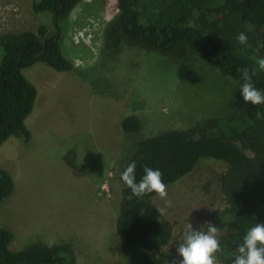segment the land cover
<instances>
[{
	"label": "rangeland",
	"instance_id": "374dc122",
	"mask_svg": "<svg viewBox=\"0 0 264 264\" xmlns=\"http://www.w3.org/2000/svg\"><path fill=\"white\" fill-rule=\"evenodd\" d=\"M31 0H0V33L53 26ZM116 0H80L59 21L63 54L73 65L55 71L42 62L22 72L37 87L30 138L0 144V168L13 179L0 201V226L19 250L42 241H67L76 264H131L115 230L121 199L119 173L138 142L214 117L252 112L260 91L239 84L183 47L150 50L131 44L117 28ZM140 120L126 133L120 119ZM226 163L202 158L192 171L152 197L172 224L163 250L187 254L192 264H220L219 234L209 214L225 205L219 177Z\"/></svg>",
	"mask_w": 264,
	"mask_h": 264
},
{
	"label": "trees",
	"instance_id": "16d2710c",
	"mask_svg": "<svg viewBox=\"0 0 264 264\" xmlns=\"http://www.w3.org/2000/svg\"><path fill=\"white\" fill-rule=\"evenodd\" d=\"M80 0H31L37 13H49L52 28L39 20L36 31L0 33V144L10 136L30 138L37 87L23 74L42 62L55 71L73 63L62 51L59 21ZM117 28L128 41L150 50L183 47L210 61L239 84L258 89L252 112L212 117L141 139L119 173L122 184L115 230L131 264H192L189 255L163 250L172 224L152 197L194 169L202 158L226 163L219 177L225 205L209 214L219 234L220 264H264V0H116ZM134 114L120 119L136 132ZM11 174L0 168V201L13 190ZM11 232L0 226V264H76L70 242H31L10 247Z\"/></svg>",
	"mask_w": 264,
	"mask_h": 264
}]
</instances>
